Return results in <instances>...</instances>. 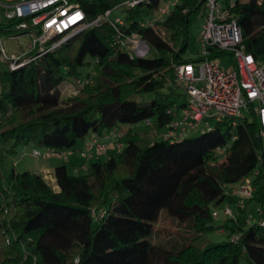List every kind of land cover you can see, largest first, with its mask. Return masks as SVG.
<instances>
[{"label":"trees","instance_id":"16d2710c","mask_svg":"<svg viewBox=\"0 0 264 264\" xmlns=\"http://www.w3.org/2000/svg\"><path fill=\"white\" fill-rule=\"evenodd\" d=\"M123 1L77 0L88 20ZM199 10L197 0H179L165 19L142 27L146 14L137 7L127 11L119 33L107 23L87 29L14 71L0 60V264H264V226L251 221L228 189L253 173L249 200L264 205L255 116L238 119L234 128L225 121L196 136L141 145V134H159L171 122L168 110L187 105L174 86V66L194 62L182 54L190 16ZM235 16L246 51L264 64V0H238ZM18 22L1 20L0 39L19 32ZM132 34L153 57L128 55L117 35ZM212 52V57L227 55ZM87 57L95 62L84 76L95 73L92 84L79 96L64 95L60 85L82 78L79 69ZM146 97L145 105L137 101ZM124 124L130 127L115 136L122 145L115 157L92 158L81 176L70 175L65 165L55 168L59 193L39 175L13 167L3 171L21 147L65 152L90 132L102 141L106 131ZM224 201L233 216L223 214L226 220L215 227L218 215L210 205ZM162 211L179 222L191 220L198 235L217 229L226 239L204 249L154 245L147 237Z\"/></svg>","mask_w":264,"mask_h":264},{"label":"built area","instance_id":"2783aa9c","mask_svg":"<svg viewBox=\"0 0 264 264\" xmlns=\"http://www.w3.org/2000/svg\"><path fill=\"white\" fill-rule=\"evenodd\" d=\"M161 1L163 0H125L116 6L124 7L126 11L141 7L146 14L141 22V26L144 27L153 26L157 19H165L179 4V1L168 2L165 7H161ZM197 1L200 9H203L204 20L198 37L201 58L199 61L174 66V86L186 96L187 105L179 111L175 109L167 111L173 119L167 125L163 138L172 141L182 140L192 133L208 131L213 125L225 121L234 128L238 119H245L243 113L248 110L250 115L257 118L261 128L260 137L264 139V64L257 62L245 49L241 28L235 16L238 0ZM112 10L88 20L77 0H0V21L2 17L6 20L19 21L15 29L23 32L22 34L31 40L24 50L37 53L28 58L24 57L26 53L9 55L1 40L4 44L6 41L17 44L22 34H15L0 39V60L6 62L10 70H17L37 57L59 48L87 29L107 23L119 33L120 28L125 26V19L119 17L110 19ZM149 14L153 17L146 20ZM117 37L120 46L130 57L144 58L149 54L148 46L138 34L125 38L118 35ZM55 38L58 41H54ZM212 50L225 52L231 57L229 62L232 66L229 70L221 67L222 57H212ZM94 76L95 73H91L88 78L76 79L74 86L82 88L84 85L92 84ZM145 124L150 125V121L147 120ZM121 149L122 145L118 144L117 153ZM106 150V145L101 139L93 136L79 153L85 158H98ZM50 154L66 158L65 152L39 149L31 151L34 158L45 159ZM233 194L250 199L253 194L251 180L244 179L233 190ZM238 207L242 208L241 205ZM223 214L233 216L229 207L224 209ZM260 215L264 216V212H260ZM213 216L215 217L216 213H213ZM93 217L98 215L93 213ZM260 224L264 226V217L261 218ZM237 239L238 237H233L231 241Z\"/></svg>","mask_w":264,"mask_h":264},{"label":"rangeland","instance_id":"374dc122","mask_svg":"<svg viewBox=\"0 0 264 264\" xmlns=\"http://www.w3.org/2000/svg\"><path fill=\"white\" fill-rule=\"evenodd\" d=\"M179 0H163L160 2L161 7H165V5L168 2H177ZM245 1V0H243ZM247 1V0H246ZM127 15V11L124 7H119L115 6V8L111 11L109 18L110 19H115L116 17L125 19ZM156 15H158V11H156ZM153 17L152 14H149L146 16V20H150ZM2 20H5V18ZM203 9L201 8L198 13L192 14L190 16V23L188 26V33H187V42H186V48L184 53L182 54L183 59H189L193 60L194 62L197 60L199 56V49L201 48L199 44V34L201 32V26L203 24ZM23 32H11L7 33L4 36H2L4 39L14 36L15 34H22ZM2 45L6 46V52L11 55L13 53H26L24 57H32L35 56L33 52H26L25 46L29 45L31 43V40H29L25 35H20V39L18 40L17 44L16 43H9L8 41L4 42L1 40ZM21 44L24 46L22 47ZM147 57H153V51H151ZM231 60L230 56H223L222 57V64L221 67L225 70H229L232 66V64L229 62ZM94 60L90 57H87L85 59V65L79 69L80 77L86 76L87 73H89L94 66ZM14 71V70H12ZM76 79H69L60 85V88L63 92L64 95H67L68 97L72 96H79L80 95V90L81 88L79 86H74V82ZM144 101L143 105L147 104L148 97L146 98H137V101L141 102ZM245 118L250 119L251 115L249 111H245L244 113ZM138 130L143 128V124H138L136 125ZM214 126V125H213ZM130 125L124 124V125H119V127L115 128L112 131H106L104 133V138L106 142V152L101 154L98 158L101 161H106L107 159L111 157H115L117 155V138L113 137V132L119 133L121 130L128 129ZM166 128L164 129L163 132L159 134H152V135H146V134H141V145L146 144V142L154 141L157 139H160L163 137L165 133ZM92 132L88 133V135L85 137L84 140L90 136ZM197 133H192L190 136H196ZM82 140H79L72 149L65 151L66 158L63 159L61 162L67 163L68 164V173L73 176H81L84 175L88 169V166L91 162L90 158H85L80 155H75L74 158H76V163H75V168L73 167L71 169V162L72 159L69 158L71 155L82 145ZM85 146V144H84ZM84 146L82 147L81 150H83ZM26 147H21L19 149L24 150ZM77 156V157H76ZM19 158V157H18ZM54 155L50 154L48 155L45 159L42 158H29V157H24L22 161L24 162L23 165L24 167H47L51 166L54 167L55 164H59V161H56ZM17 159V158H15ZM15 159H12L11 157H8L7 160L5 161L3 171L5 174H7L13 167V163ZM14 168V167H13ZM15 169V168H14ZM25 169V168H23ZM16 170V169H15ZM18 172L22 171L17 169ZM16 170V171H17ZM254 175L253 173H250L248 175V178H252ZM52 187V186H51ZM238 187V184H234L228 187L229 191H233V189H236ZM53 192H55V188H52ZM60 192V188H59ZM55 192V193H59ZM231 198L237 205H241L243 210L250 215V219L252 222H258L260 221V212L264 211V205L260 204L259 202H252L249 200V198L243 197L239 194L235 195L233 192H231ZM229 206L226 201L222 202L221 204L215 206L213 204L210 205V209L217 213V217L214 218L213 225L215 227L221 226V224L226 220V217L223 215V209L225 207ZM231 209L234 212V209L231 206ZM237 209V207H236ZM97 223L94 222V226ZM191 220H188L186 222H179L176 219L171 218L166 211H162L158 217V220L153 226V233L152 235L147 237V240L151 241L154 245L164 247L166 249H173V248H179L183 246H188V245H193L199 249H204L210 245H215L223 242L226 239L227 233L221 230L215 229L214 231H209L205 232L201 235H198L194 233L191 228H190Z\"/></svg>","mask_w":264,"mask_h":264},{"label":"crops","instance_id":"0c3cea01","mask_svg":"<svg viewBox=\"0 0 264 264\" xmlns=\"http://www.w3.org/2000/svg\"><path fill=\"white\" fill-rule=\"evenodd\" d=\"M126 131H127V129H125V130L122 129L121 132H119V133L114 132L113 137H115L116 135L119 136L120 134H123ZM92 136H93V133L90 134V136H88V138L86 140H83L82 145L78 149H76V151H74V153L71 155V157H69V158L72 159V162H71V166L72 167H71V169L73 167L75 168V163H76V160H77L76 158H74V156L75 155H79V152L81 151V149L84 146V144H86L91 139ZM102 142L104 144H106L104 137L102 139ZM31 151H32L31 147H26L24 150L18 149L15 155L9 156L12 159L17 158V159H15V161L13 163V167L16 170L17 169L22 170V171H19V172H29V173L41 176L42 179L45 181V183L48 186H50V187L52 186L51 188H55V192H59V187L57 185V182H56V179H55V176H54V170H55L56 167L63 166V165H65L67 167V169H69L68 168V164L64 163V162L62 163L61 162L63 160L62 158L55 157L53 159H55L56 161H59L60 163L59 164H55L54 167H51V166H47V167L37 166L36 168L35 167L34 168L33 167H24V165H23L24 162L22 161V159L24 157L34 158V157L31 156ZM91 159L92 158H90V160ZM23 168H25V169H23Z\"/></svg>","mask_w":264,"mask_h":264},{"label":"water","instance_id":"95a60500","mask_svg":"<svg viewBox=\"0 0 264 264\" xmlns=\"http://www.w3.org/2000/svg\"><path fill=\"white\" fill-rule=\"evenodd\" d=\"M258 140H259V147H260V155L264 157V147H262V139L260 136L258 137Z\"/></svg>","mask_w":264,"mask_h":264}]
</instances>
